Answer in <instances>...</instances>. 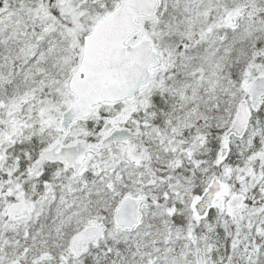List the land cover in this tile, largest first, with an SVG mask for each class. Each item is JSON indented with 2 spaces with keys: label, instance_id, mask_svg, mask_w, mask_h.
<instances>
[{
  "label": "snow or ice",
  "instance_id": "1",
  "mask_svg": "<svg viewBox=\"0 0 264 264\" xmlns=\"http://www.w3.org/2000/svg\"><path fill=\"white\" fill-rule=\"evenodd\" d=\"M0 264H264V0H0Z\"/></svg>",
  "mask_w": 264,
  "mask_h": 264
}]
</instances>
